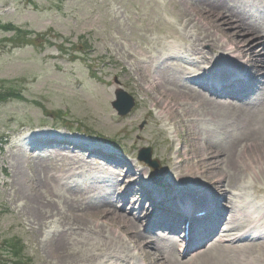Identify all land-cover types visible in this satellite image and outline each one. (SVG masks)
I'll return each instance as SVG.
<instances>
[{
	"label": "rangeland",
	"instance_id": "obj_1",
	"mask_svg": "<svg viewBox=\"0 0 264 264\" xmlns=\"http://www.w3.org/2000/svg\"><path fill=\"white\" fill-rule=\"evenodd\" d=\"M199 1L205 3L204 0H0V23H12L24 33H32L24 36L27 41L22 36L20 41L33 43H19L21 46L16 47L6 41L16 33L0 28V90L14 88L23 98L0 105V143L3 144L0 264H13L6 260L10 254L1 245L14 238L21 239L25 257L33 264H105L107 261L154 264L155 258L162 264H264V222L261 228H251L248 241L243 243L232 237L240 231H226L234 227L226 211L227 201L239 211L236 214H245L249 209L264 214V155L244 157L245 168L234 184L217 177L224 167L223 155L212 159L213 163L206 160L207 169L197 170L189 177L188 165L180 162L189 148L193 147L197 160H204L202 154L210 145L225 146L239 127L228 119L201 128L179 123L174 126L156 107L164 100L165 81L171 80L167 79L172 74L168 68L172 64L168 51L174 47L182 52L176 62L180 72V76L175 74L176 81L187 83L194 91L218 103L235 101L214 94L206 79H198V73L213 65L241 67L245 61L230 45L241 34L229 25L219 28L212 15L209 18L205 9L197 7ZM220 1L229 6L238 22L241 18L255 27L264 26V0ZM199 39L203 47L197 45ZM81 45L87 48L84 53L76 51ZM195 48L202 52L200 56L185 52ZM256 50L260 51V46ZM191 72L197 75L189 77ZM114 78L120 86L114 83ZM260 84L247 99L235 103L259 106L264 97V85L259 88ZM118 87L136 103L127 116H118L110 105ZM178 108L179 119L184 114L182 109L196 114V105ZM185 133H190L193 140L187 139ZM145 147L151 148V158L159 161L157 172L136 158ZM81 158L79 165L84 167L81 173L64 180L66 171L77 166L76 161ZM39 160L47 162L44 178L37 173ZM125 167L135 174L140 195L150 201L161 193L183 209L188 208L187 202L191 203L188 210L193 209L192 203L196 204L198 213L204 210L205 216L209 215L205 204H213L214 210L224 208L223 221L217 228L221 234L206 244L204 250L184 255V232L179 231L178 238L157 229L151 232L146 221L149 204L131 193L116 198L115 192L123 191L114 192L109 186L114 176L120 174L118 179H121ZM72 171L77 173L79 169ZM154 174H161L163 180L154 184ZM179 175L182 177L178 179ZM53 176L63 178L53 183V190L66 198L73 196L80 210L71 212L57 203L62 219L52 214L44 217L38 226L31 199L40 194L41 181ZM173 181L180 182L185 192L164 189L166 182ZM222 185L226 186L223 187L226 192L214 196L215 188ZM176 194L186 200H179ZM107 203L112 204V211L94 215L86 211V207L102 211ZM73 215L80 217L86 225L85 231L70 224ZM152 218L155 220L156 212ZM138 223L141 228L133 229ZM60 232H66L70 238L71 256L59 254L52 247L54 235ZM172 242L179 245H175L177 252L169 248ZM155 249L165 256L173 254V259L163 260ZM143 250L150 254L148 258L141 256Z\"/></svg>",
	"mask_w": 264,
	"mask_h": 264
},
{
	"label": "bare ground",
	"instance_id": "obj_2",
	"mask_svg": "<svg viewBox=\"0 0 264 264\" xmlns=\"http://www.w3.org/2000/svg\"><path fill=\"white\" fill-rule=\"evenodd\" d=\"M204 2L205 3L203 4L202 1H199L197 7H202L203 10L205 9L209 13V18L213 17V19L215 20L214 22L219 25V28H222L223 25H229L233 29H236L237 33L241 34L237 35V41H231L230 45L234 47V49L239 53V58L243 59L245 63L242 64L241 67L237 66L228 68L222 65H218L217 67L213 65L207 69H201V71L198 73V79H206L207 82H209L211 88L214 90V94H216L217 96L226 97L228 98V100L233 99L235 101L234 103H218L216 101H213L209 97L207 98L199 91H194L191 86L187 85V83H183L181 82V80L176 81L174 78L175 74H179L180 76V72L177 69L179 64L176 62L181 58L182 52L181 50H177V48L174 47L170 48L168 51V55L172 60V62H170L172 64H169L168 68L169 70H171L172 74L167 77V79L171 78V80L165 81V84L162 87V92L166 93L165 97H163L164 100L163 102H161V105H156V107L162 114H165L168 123L174 126L179 123L184 126L192 124L195 128H199V126L201 128V125L214 124L218 121L226 122L227 119L229 120V122H231V124H237V126L239 127L238 133L233 134L231 139L228 140L225 146L210 145L208 151H206L205 154H202L204 160H197L196 156L193 155L192 146L191 148H189L188 154H186V158L180 160L182 165H188L187 167H189V169L186 170V173L187 175L189 174L188 176L190 177V175L195 174L197 170L201 171L207 169L206 167L208 166H205L204 164L206 160L210 163H213L211 162L212 159L223 155L222 157L224 167L220 172L217 173V177L219 179L225 178L228 180V183L234 184L239 181V174L245 168V165L243 166L244 157L254 154L264 155V97H262L259 106H256L255 104L239 105L235 103L238 100L247 99L260 84L262 78H264V26L262 24H259L255 27L254 24L252 25L249 22H245L240 17V22H238L235 19L236 17L230 10L229 6L227 4L221 3L220 0L219 2L215 3H211L208 0H204ZM211 15L212 17H210ZM216 21L221 22L218 23ZM235 33H232V35H236ZM197 42V45H199L200 47L204 46L201 39L197 40ZM257 46H260V51L256 50ZM185 52L188 54L190 53L191 56L195 57L202 54V52L198 51L197 48L190 51L185 50ZM234 73H237V76H234ZM182 75L184 76V74H181V76ZM192 75L196 76L197 73L194 74L191 72L188 76L191 77ZM186 79L187 78H184L183 80L186 81ZM195 80H197V78ZM263 82L264 79L262 80V83ZM262 83L260 84L259 88H262V85H264ZM200 85L201 84H199L198 86L201 87L202 85ZM248 88H252L251 91H246L248 90ZM259 88L258 91L260 90ZM259 92L262 93V90H260ZM192 104L196 105V114H193L189 109H182V113L184 114L179 119L177 113L179 109L178 107H181L182 105ZM185 135L187 139L193 140V137L190 133H185ZM80 160L83 161L82 158L79 159L78 161H76V163H78L77 166L71 167L66 171L67 173H70V175L66 173V179L64 180L76 177L81 173V170H83L84 167L82 165H79V163L81 162ZM72 161L75 163L73 159ZM46 163L47 162L44 160H39L37 164V173L43 175V178L44 175H46L47 171L45 167ZM72 169H79V171L75 173L72 171ZM226 175L228 176V178ZM121 176V179H118L120 177V174L114 176V181L113 179L110 180L111 183L109 184V186L114 189V192L121 190L123 191L121 193L115 192L116 198H119L123 193H131L133 196L138 195L139 199L141 198L142 201H146V203L149 204L150 209L148 210V216L146 212L143 218L147 216L146 221L148 225H150L149 230L151 232H153L155 229L168 233L174 232L176 230L184 232V236L182 239L186 243L184 254H189L188 252L193 250L200 251L203 246L208 243L206 241H209L214 233H216L219 224L223 221V215L225 213L224 208H217L216 210H214L212 209L213 204H205L207 209H209V215L203 217V219H199L195 216V211L197 208H199L198 206H195L196 204L192 203L194 205L193 209L188 210V208L191 207V203L187 202L188 208H184L183 210V207H180V204L178 202L171 199H165V196L161 193H158L154 197V199L150 201L148 198L140 195L139 191L136 189L139 186L138 181L135 180V174L130 169H126L125 167V172ZM180 177H182V175H179V177L177 178L179 179ZM62 179L63 178L59 179L53 176L49 177V179L41 181L40 194L31 199L32 206H34L32 208V212H34L33 215L38 226L42 225V223L44 222V217H49L52 214L60 216L62 219L61 212L58 208L61 205H63L66 209H68V211L71 212H75L79 209V207L77 208V206L79 205L74 204L75 200L72 198L73 196L66 198L64 197L65 195L58 194L53 190V183L60 182V180ZM217 182L218 180L216 181V183ZM59 184L61 185V183ZM62 186H65V184L62 183ZM223 187L226 186H217L214 191V196H222L226 192ZM164 189L168 191L178 189L179 191L181 190L185 192L180 182L176 183L175 181H173L172 183L166 182L164 184ZM175 197H177L179 200H186L178 194H176ZM57 203L59 206L57 205ZM226 203V211L230 213L229 222L230 224L234 225L231 230L228 229L226 231H240L239 235H232V237L237 238V241L247 242V233L251 230V228L257 229L262 227V223L264 222V214L260 215L256 211L249 209L245 214H241L242 211H240L241 215H239L236 214L239 211L233 208V204L231 202L227 201ZM102 208V211H98V209L95 207H86V211L93 215L97 212L105 213L107 211H112V204L107 203ZM172 208L174 209L172 210ZM238 210L240 209L238 208ZM235 211L237 212L235 213ZM141 212L144 211L142 210ZM154 212H156L155 220L152 218V214ZM70 224L72 226H77V230H86H84V228H86V225L82 223V220L78 215H73L72 222ZM138 227L141 228V226H139V223L133 225V229H137ZM98 234L100 233L97 232V235ZM149 235H151V233H149ZM52 243V247L57 253L68 254L69 256L73 254L71 248L72 244H70V238L67 237L66 232L55 234ZM139 243L147 247V245L141 242ZM175 245L177 246L178 244H174L172 242L171 244H169V248L171 250H175ZM155 252L165 261L173 259V254L170 256H165L157 249H155ZM140 254L141 256H145L146 258H148L147 255L150 256L148 251L144 250L142 252L140 251ZM105 264H110V262L107 261ZM154 264H162V261H160L158 258H155Z\"/></svg>",
	"mask_w": 264,
	"mask_h": 264
},
{
	"label": "trees",
	"instance_id": "obj_3",
	"mask_svg": "<svg viewBox=\"0 0 264 264\" xmlns=\"http://www.w3.org/2000/svg\"><path fill=\"white\" fill-rule=\"evenodd\" d=\"M0 28L4 29L5 31H14V33H16V35L14 37H11L10 39L6 40L8 43H12L15 44L16 47H20L22 43H24L21 40V36L23 37L24 40L27 41V39H25V35H30L32 33L30 32H26L25 33L20 30L18 27H15V25H13L12 23L10 24H3L0 23ZM20 43V44H19ZM31 44L33 45V43H31L30 41L24 43V44ZM87 49V48H86ZM85 47L81 46H77L76 51L80 52V53H84V51L86 50ZM13 99H18V100H23L22 96L20 95V93L18 91H16L14 88H8V89H2L0 90V105L9 101H12ZM3 150V144L0 143V153ZM3 173H5V170H2ZM1 248L3 250L6 251V254L10 256L6 259L8 261H11L13 264H33L31 262V259H28L25 257L24 254V247L22 244L21 239H11V240H5L3 241Z\"/></svg>",
	"mask_w": 264,
	"mask_h": 264
},
{
	"label": "water",
	"instance_id": "obj_4",
	"mask_svg": "<svg viewBox=\"0 0 264 264\" xmlns=\"http://www.w3.org/2000/svg\"><path fill=\"white\" fill-rule=\"evenodd\" d=\"M113 81L117 86H120L117 78H114ZM113 94L114 100L110 103V105L116 111V114L120 117L130 114L136 105L133 97H131L122 88L119 87L114 90ZM137 158L139 161L147 165V167L151 168L153 172H157V170L160 169L158 160H153L151 158V148L149 147H145V149L139 150ZM153 179L155 184H158L163 180L160 174L154 175Z\"/></svg>",
	"mask_w": 264,
	"mask_h": 264
}]
</instances>
